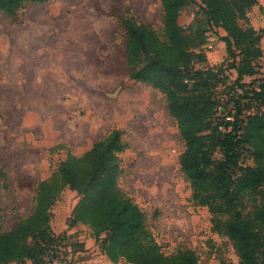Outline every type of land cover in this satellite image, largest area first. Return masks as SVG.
<instances>
[{"label":"rangeland","instance_id":"obj_1","mask_svg":"<svg viewBox=\"0 0 264 264\" xmlns=\"http://www.w3.org/2000/svg\"><path fill=\"white\" fill-rule=\"evenodd\" d=\"M204 10L189 0L179 18L194 41L184 77L199 84L208 119L241 108V169L234 176L260 169L262 183L251 190L238 183L228 202L211 189L196 192L180 167L185 142L167 93L130 77L126 23L167 42L161 0L27 1L13 14L0 13V232L33 213L39 182L69 156L119 130L125 148L111 175L143 214L145 242L167 256L191 251L197 264L239 261L226 223L234 216L256 230L264 198V105L250 97L264 80V0L236 19L240 38L254 30L248 40L260 56L246 54L238 34L211 24ZM82 194L66 185L48 209L54 264H112L98 247L105 232L96 237L86 224L70 225Z\"/></svg>","mask_w":264,"mask_h":264},{"label":"trees","instance_id":"obj_2","mask_svg":"<svg viewBox=\"0 0 264 264\" xmlns=\"http://www.w3.org/2000/svg\"><path fill=\"white\" fill-rule=\"evenodd\" d=\"M27 1L49 0H0V13L13 14ZM200 1L205 7L206 19L229 30L231 36L232 30L233 34L239 31L236 19L245 17L246 10L258 3V0ZM188 2L161 0L167 42L158 40L146 26L128 21L127 62L132 79L149 82L167 93L169 111L185 142L180 167L196 192L211 189L221 202H228L238 183L242 189L258 187L263 179L262 170L246 168L241 176H234L241 169L237 166L238 149L243 142L239 133L241 108L237 107L231 116L208 119L199 106L206 101L199 84L193 88L184 77L192 71L190 48L194 45L193 34L179 19ZM237 34L246 54L253 49V53L260 56V49L251 48L248 40L254 35L253 29L248 28L242 38ZM254 43H257L255 38ZM250 97L264 105V80L258 89L252 90ZM124 148L119 130H112L89 152L80 157L69 156L58 173L40 181L33 213L15 228L0 232V264H44L43 256L51 244H55L50 237L51 215L48 209L66 185L83 193L74 207L70 225L86 224L96 237L105 232L98 247L110 262L197 264L191 251L167 256L150 241L145 242L143 214L121 195L111 175L118 167L116 154ZM214 153L219 154L218 159L213 158ZM1 176L0 170V179ZM257 213L259 227L256 230L234 216L231 222L226 223L227 234L239 257L236 264H264L260 260L264 256V198Z\"/></svg>","mask_w":264,"mask_h":264},{"label":"built area","instance_id":"obj_3","mask_svg":"<svg viewBox=\"0 0 264 264\" xmlns=\"http://www.w3.org/2000/svg\"><path fill=\"white\" fill-rule=\"evenodd\" d=\"M53 248H54V246H52L50 249H48L46 251L45 255L43 256L44 264H54Z\"/></svg>","mask_w":264,"mask_h":264},{"label":"crops","instance_id":"obj_4","mask_svg":"<svg viewBox=\"0 0 264 264\" xmlns=\"http://www.w3.org/2000/svg\"><path fill=\"white\" fill-rule=\"evenodd\" d=\"M112 263V262H111ZM8 264H16L15 262H10ZM26 264H30V262H27ZM112 264H121V262H118V263H112Z\"/></svg>","mask_w":264,"mask_h":264}]
</instances>
